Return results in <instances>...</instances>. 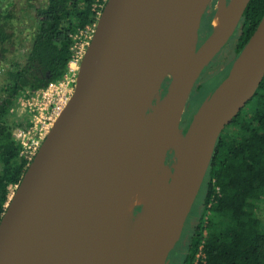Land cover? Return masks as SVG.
<instances>
[{
	"label": "water",
	"instance_id": "95a60500",
	"mask_svg": "<svg viewBox=\"0 0 264 264\" xmlns=\"http://www.w3.org/2000/svg\"><path fill=\"white\" fill-rule=\"evenodd\" d=\"M209 2L106 1L80 62L72 96L0 218V264H69L72 253L59 239L66 228L75 229L76 253L102 264H168L219 135L254 96L264 77L263 16L244 46L261 32L253 64L240 72H233L232 64L182 133L193 87L233 35L248 0H223L231 6L228 17L221 26L213 25L196 45L195 59L181 75V47L190 34H195L197 44ZM167 79L165 95L156 103L164 106L160 118L146 121L126 144L131 124L148 117L152 99ZM171 148L177 161L154 205L140 200L127 207L122 190L130 173L138 164L140 168L148 163L160 174ZM111 220L131 236L114 252L99 241L102 228ZM147 222L152 230L144 236Z\"/></svg>",
	"mask_w": 264,
	"mask_h": 264
},
{
	"label": "trees",
	"instance_id": "16d2710c",
	"mask_svg": "<svg viewBox=\"0 0 264 264\" xmlns=\"http://www.w3.org/2000/svg\"><path fill=\"white\" fill-rule=\"evenodd\" d=\"M92 5L93 0H0V218L10 187L18 184L27 167L15 133L26 130L30 118L18 99L62 77L73 36L96 20ZM23 14L31 21L28 46L20 39ZM213 15V9L206 10L203 19L209 23ZM263 16L264 0H248L230 61L208 75L207 79H218L208 91L226 76ZM212 28L209 25L206 34ZM205 94L195 90L192 104L198 100L199 105ZM198 95L202 96L195 101ZM263 202L264 77L218 137L182 231L185 239L177 264H264V222L257 212ZM200 245L205 261L196 259Z\"/></svg>",
	"mask_w": 264,
	"mask_h": 264
},
{
	"label": "bare ground",
	"instance_id": "6f19581e",
	"mask_svg": "<svg viewBox=\"0 0 264 264\" xmlns=\"http://www.w3.org/2000/svg\"><path fill=\"white\" fill-rule=\"evenodd\" d=\"M219 3L225 4L223 0H219L217 6ZM230 8L231 6H229V4L227 5V8L226 6L220 7L219 15L221 16V18L218 21H215V19H213V25L215 27L221 26L224 20L228 17ZM261 36L262 34L259 31L252 37L249 44L243 49L241 54L233 62V72H240L253 64L259 54V41L261 39ZM195 47V34H190L185 39L184 45L181 47L180 51L178 69L181 75H184L189 70L191 63L195 59ZM163 111V104H154V107L150 110L148 117L144 121H136L131 124L125 143L128 144L131 141L130 139L132 136L135 137L138 135L137 133L142 130L146 121L150 120L151 118H160ZM128 145L125 148H127ZM165 156L167 157V154H165L164 157ZM139 165L140 164H138L136 166V169H134L130 173L129 177L123 185L122 199L127 207L140 200H147L153 206L156 197L165 190L167 181L171 176V172L174 168L175 163L174 160H171L170 165H164L162 169L168 170L167 175H164L163 177L158 179L157 174L156 178L153 179L155 168L152 164L147 163L142 165L140 168ZM152 216V213H150V219L152 218ZM150 224L151 222H147L144 228V236L150 234L152 230ZM130 238V234L122 228L119 222H117L116 220H111L102 228L99 241L106 250L114 252L121 244L128 243L130 241ZM59 239L60 243L64 245L67 251H71L72 253V259L70 260L69 264H102L99 260L92 258L91 256H81L79 252L78 254L76 253L75 229L66 228L64 230H61ZM142 250L143 246H141V251Z\"/></svg>",
	"mask_w": 264,
	"mask_h": 264
},
{
	"label": "built area",
	"instance_id": "2783aa9c",
	"mask_svg": "<svg viewBox=\"0 0 264 264\" xmlns=\"http://www.w3.org/2000/svg\"><path fill=\"white\" fill-rule=\"evenodd\" d=\"M106 1L107 0H93L92 8L96 13V20L94 23L80 28L73 36L71 58L62 77L32 93L26 92L18 99L21 109L25 111L30 118L29 127L26 130L16 131L15 133V138L21 147V153L27 160V166L36 155L54 121L60 115L72 96L80 62L93 36L96 21ZM16 185L13 186L14 189ZM11 188L12 187H10V189ZM196 259L205 261L202 245L199 247Z\"/></svg>",
	"mask_w": 264,
	"mask_h": 264
},
{
	"label": "rangeland",
	"instance_id": "374dc122",
	"mask_svg": "<svg viewBox=\"0 0 264 264\" xmlns=\"http://www.w3.org/2000/svg\"><path fill=\"white\" fill-rule=\"evenodd\" d=\"M216 3H218L217 0H210L209 4L207 6L208 9L206 8L207 11H210L212 9L214 10L215 18H214V15H213L212 18H211V21L209 23L206 20L203 19V17H204V14H203V17H202V20H201V23H200V27H199V32H198V38H197V44L196 45H199L204 40V38L206 37V35H207L206 32L209 29V25L210 26L212 25V27H213V24H212L213 23V19H215V21H218L221 18V16L219 15L220 7L221 6H226V8H227L226 4L219 3L218 6H217ZM227 3H229V0H227ZM23 17L25 18V20H24V24L22 26L23 32L20 35V39H21V42H22L23 45H27L28 46L30 41L28 40V37H26V36H28V33L31 30V26H30L31 21H30L29 17L24 16V14H23ZM236 35H237V33H235V31H234L233 35L226 42V44L223 46V48L220 50V52L214 57V59L209 63V65L203 70V72L200 75V77L198 78L195 86L193 87V90H192V92L190 94V97H189V99L187 101L186 109L184 110V114H183V118H182V122H181V131H182V133H184V131L187 128V125H188V123L190 121V118L192 117V115L196 111L197 107L199 106V105H197L198 104V100L196 102V106L194 105V103L192 104V102H191V100H192V98H193V96L195 94V90H197L199 94H204V92H205L206 94L203 96V99H204L205 96L214 89L213 88L212 90L208 91L210 89V87L218 79L217 78H213V77L211 79H207V77H208V75H211L212 73L223 69V67H225V65L230 61V52L232 50L233 41L235 40V36ZM205 80H206V82L204 83ZM168 82H169V80L167 79L162 84V87L160 88L159 92L152 99L151 105L156 104L158 101L163 99V97L165 95V92L167 90ZM201 82L204 83V84H202ZM200 83L202 85H201L200 89H197V87L200 85ZM200 96H202V95L196 96L195 97V101ZM203 99L201 100V102L203 101ZM149 109H150V107H148V110ZM166 154H167V157L165 156V158H164V160H165L164 164L165 165L166 164L170 165L171 164V160H174V163L176 164V161H177V156L176 155L177 154L174 151V149L171 148L169 151L166 152ZM166 169H167V167H166ZM167 172H168V170L162 169V172L160 174L157 173V179L163 177L164 175H167ZM13 191H14V187H12L10 189L9 198L11 197ZM138 203H139V201H136L132 205H136ZM257 212H258L259 217L264 222V202L258 207ZM179 237L181 238V236H179ZM177 245H178L177 247L179 249L183 248L184 242H183L182 238L180 240L178 238V244ZM168 264H170V263L168 262Z\"/></svg>",
	"mask_w": 264,
	"mask_h": 264
},
{
	"label": "flooded vegetation",
	"instance_id": "af4514ba",
	"mask_svg": "<svg viewBox=\"0 0 264 264\" xmlns=\"http://www.w3.org/2000/svg\"><path fill=\"white\" fill-rule=\"evenodd\" d=\"M185 109H186V107H185ZM180 236H181L182 240L184 241L185 236L182 235V232H181V235ZM181 238L179 237V240ZM177 244H178V241L176 242L175 247L171 250V253H170V256H169V260H170L169 263L170 264H177V256H180L182 254V250L179 249V248L178 249L176 248L177 247L176 246Z\"/></svg>",
	"mask_w": 264,
	"mask_h": 264
}]
</instances>
